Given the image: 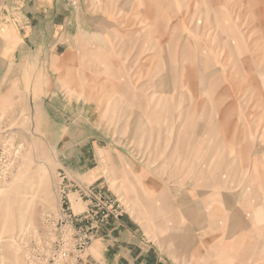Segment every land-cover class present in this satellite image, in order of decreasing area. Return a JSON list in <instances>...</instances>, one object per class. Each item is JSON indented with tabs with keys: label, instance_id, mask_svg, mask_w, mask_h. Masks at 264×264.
<instances>
[{
	"label": "rangeland",
	"instance_id": "rangeland-1",
	"mask_svg": "<svg viewBox=\"0 0 264 264\" xmlns=\"http://www.w3.org/2000/svg\"><path fill=\"white\" fill-rule=\"evenodd\" d=\"M2 6L0 264L86 208L118 216L60 264H264V0H80L42 61Z\"/></svg>",
	"mask_w": 264,
	"mask_h": 264
},
{
	"label": "crops",
	"instance_id": "crops-1",
	"mask_svg": "<svg viewBox=\"0 0 264 264\" xmlns=\"http://www.w3.org/2000/svg\"><path fill=\"white\" fill-rule=\"evenodd\" d=\"M80 0H0L6 8H15L19 14V32H23V43L26 48H31L34 42H40L39 59L47 54L56 56L61 48L59 40L67 35L70 30V23L74 19V11L79 6ZM75 2L73 5L72 3ZM1 7V9H2ZM3 10H1V14ZM47 57V56H46ZM51 76H49L50 78ZM42 111H45V117H48L46 109L40 102ZM44 115V114H43ZM44 118V116H43ZM107 239V238H106ZM103 239V242H107ZM101 253L103 256L110 253L101 244ZM105 258V257H104ZM120 262V261H119ZM117 264H123L121 261Z\"/></svg>",
	"mask_w": 264,
	"mask_h": 264
},
{
	"label": "built area",
	"instance_id": "built-area-1",
	"mask_svg": "<svg viewBox=\"0 0 264 264\" xmlns=\"http://www.w3.org/2000/svg\"><path fill=\"white\" fill-rule=\"evenodd\" d=\"M89 192H91L90 189L85 190L83 187H80L75 193L79 199H82ZM67 203H69L68 198L67 200H63L64 205H67ZM106 203L112 205L113 201H106ZM115 203L117 204L116 201ZM118 211L120 212L119 205ZM114 212H111L110 215L112 216L108 215V210L105 212L98 211L93 213V211L89 210L88 208H86L84 212L78 214H75L72 211L70 213L62 212L59 220L64 221L63 227L66 228L65 233L67 234L68 239H66V244L58 251L57 263L60 264V262H70L72 256L76 257L77 253L82 252L85 247H87V241L91 236V234H88V232L101 227L103 222H105L104 220H106L109 216L115 219L118 216V212ZM85 223L88 224L89 230L83 227Z\"/></svg>",
	"mask_w": 264,
	"mask_h": 264
},
{
	"label": "bare ground",
	"instance_id": "bare-ground-1",
	"mask_svg": "<svg viewBox=\"0 0 264 264\" xmlns=\"http://www.w3.org/2000/svg\"><path fill=\"white\" fill-rule=\"evenodd\" d=\"M75 4V2L73 3V5ZM41 75V74H40ZM39 79V78H38ZM36 81V80H35ZM40 82V81H39ZM36 85V84H35ZM41 86V85H40ZM39 87V86H38ZM113 201H116V202H120L121 203V200H119L117 197H114V199H112ZM110 220H113V218L112 219H110ZM88 242V241H87ZM91 242H89V244H90ZM79 254H81V253H77V256L76 257H73L72 256V259H71V262H74V261H76L77 260V257L79 256Z\"/></svg>",
	"mask_w": 264,
	"mask_h": 264
}]
</instances>
